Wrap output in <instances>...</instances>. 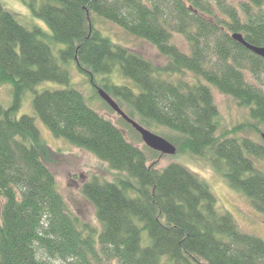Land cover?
Wrapping results in <instances>:
<instances>
[{
  "label": "trees",
  "instance_id": "obj_1",
  "mask_svg": "<svg viewBox=\"0 0 264 264\" xmlns=\"http://www.w3.org/2000/svg\"><path fill=\"white\" fill-rule=\"evenodd\" d=\"M29 6L66 48L57 58L40 40V28L20 25L0 3V84L14 88L11 107L0 108V264H47L40 253L63 264H264V241L220 213L195 173L179 164L158 169L167 156L130 143L81 92L43 91L33 109L53 136L118 173L114 181L94 178L83 187L101 233L81 222L41 157L35 119L16 117L27 91L44 82L70 86L60 59L74 60L97 98L104 90L129 118L174 145L176 155L203 158L264 214V172L256 168L264 164V140L249 136H264V90L247 78L264 74V60L232 39L239 33L264 48V0L238 6L228 0H45L40 9ZM97 20L153 45L166 64L112 43ZM174 33L186 40L188 53ZM116 74L138 90L115 83ZM202 80L249 109L251 119L219 134L220 113Z\"/></svg>",
  "mask_w": 264,
  "mask_h": 264
},
{
  "label": "rangeland",
  "instance_id": "obj_2",
  "mask_svg": "<svg viewBox=\"0 0 264 264\" xmlns=\"http://www.w3.org/2000/svg\"><path fill=\"white\" fill-rule=\"evenodd\" d=\"M32 2H34L37 9H40L45 0H0L2 6L14 16L20 25L27 29L40 28L43 31V36L40 37V40L49 45L54 55L59 58L58 51L64 50L66 46L56 44L52 40L53 33L51 29L30 8L29 4ZM228 2L233 6H238V4L242 3V0H228ZM97 27L104 36L111 39L112 43L125 46L158 66L166 64L165 58L159 54L153 45L130 37L118 27L101 20H97ZM173 38L182 51L189 52V46L181 35L174 33ZM60 63L70 73V86L61 85L56 82H44L34 90L27 91L22 98V104L17 111L16 117L20 119L24 116H29L35 119L43 146L39 149V152L42 159L52 168L57 179L58 191L64 198L69 211L81 222L89 224L100 232L102 226L96 217L94 206L83 194V187L94 178L100 181H114L118 177V173L112 171L107 164L101 162L92 154L71 146L64 139L54 137L33 109V100L36 94L43 91H58L69 87L73 88L84 95L91 109L120 128L130 143L141 149H145L146 146L142 142L141 137L124 126L120 122V117L116 113L109 111L104 105V101L95 96L88 78L80 73L74 60L65 63L60 59ZM247 78L251 83L264 90V74L259 79H254L250 74H247ZM113 80L115 83L125 82L119 74L114 75ZM202 83L210 87L213 92L220 113L221 130L219 134L223 130L231 129L237 124L251 119L249 109L239 107L233 98L222 95L204 80H202ZM125 84H128L136 91L138 90L132 82L126 81ZM13 97V85L0 84V108H10L13 103ZM156 131L161 132V130ZM249 136L257 142H260L261 139L263 140L261 136L256 134H249ZM50 153L53 156H50ZM170 164L182 165L195 173L209 187L216 199V208L220 213H229L241 232L258 237L264 241V214L255 208L250 199L233 189L228 180L217 173L207 161L192 154H179L160 159L157 168L164 169ZM256 168L264 172V164H257ZM2 205L3 200L0 197V214ZM146 235L147 233L144 232V237ZM38 257L47 264H63L60 260L47 258L41 253Z\"/></svg>",
  "mask_w": 264,
  "mask_h": 264
},
{
  "label": "water",
  "instance_id": "obj_3",
  "mask_svg": "<svg viewBox=\"0 0 264 264\" xmlns=\"http://www.w3.org/2000/svg\"><path fill=\"white\" fill-rule=\"evenodd\" d=\"M233 41L239 43L244 46L246 49L251 51L254 55L264 60V48L255 47L244 39L242 34L235 33L232 35ZM100 98L116 113L120 118L126 121L141 137L144 145L162 156H175L177 154V149L174 145H172L169 141L160 137L150 130L146 129L138 122L129 118L122 109L118 106V104L112 99L110 95H108L104 90H98ZM264 140V136H263Z\"/></svg>",
  "mask_w": 264,
  "mask_h": 264
}]
</instances>
